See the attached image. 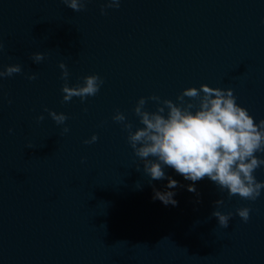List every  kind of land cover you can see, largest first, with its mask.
<instances>
[{"label": "water", "instance_id": "water-1", "mask_svg": "<svg viewBox=\"0 0 264 264\" xmlns=\"http://www.w3.org/2000/svg\"><path fill=\"white\" fill-rule=\"evenodd\" d=\"M0 264H264V0H0Z\"/></svg>", "mask_w": 264, "mask_h": 264}]
</instances>
